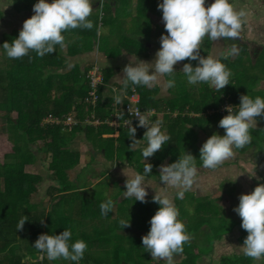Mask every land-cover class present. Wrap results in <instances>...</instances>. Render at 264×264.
I'll list each match as a JSON object with an SVG mask.
<instances>
[{"label":"trees","instance_id":"obj_1","mask_svg":"<svg viewBox=\"0 0 264 264\" xmlns=\"http://www.w3.org/2000/svg\"><path fill=\"white\" fill-rule=\"evenodd\" d=\"M20 2L21 0L12 2L14 10L17 11ZM50 2L51 0H49ZM21 10L23 9L21 8ZM1 17L2 14L0 13V19ZM115 17L116 15L112 16V18ZM84 31L86 29L78 28L67 31V34L63 33L66 44H74L73 46H67L66 57H74L91 50V47L87 45L88 38L87 41L86 38L84 39ZM18 34V31L2 33L0 35V46L5 42L11 43L13 39L18 37ZM71 35L75 37H71ZM57 47L59 46L57 45ZM1 52L4 53L3 49H0ZM243 53V50L239 51L236 63L241 62ZM58 55L60 53L57 50L52 54H46L42 58L38 57L35 52H30L28 56L21 59H11L10 67L4 69L5 74L2 75L0 72V264H54L57 260L49 261L46 255L41 254L32 246L41 234L59 235L65 229L72 231L70 243L81 239L87 244L84 258L79 264L85 259L89 260L88 264H94L102 259L96 257V261H92L89 258L96 256L92 255L91 250L94 249L97 252V250L100 251L103 248L102 244L105 241V236L102 234L103 230L101 231L102 223L100 228L93 227L91 233L87 232L81 235L78 232L79 220L78 222L75 221L81 214L89 215L93 213L94 209H97L103 202L101 196L87 197L85 194L87 189L83 184L80 185L82 190L75 192L77 182L69 181L68 172L74 171L79 166V153L68 148L77 132H84L86 142L91 143L92 147L96 144L97 151L92 147L89 150L92 159L94 157L93 152H95L101 154L106 162L121 164L126 160L129 166L143 174L141 172L143 162H140V159H137L134 162L135 164L132 165L128 161L129 158L127 159L121 154L122 151H129L134 157V153L141 150V143L144 142L142 141L135 151H130L128 147L132 141L129 138L128 130L118 129L115 131L105 124H100L98 126H86L85 128L77 126L72 128L71 132L65 133L62 132L61 125L42 124L46 118L61 119L69 114L82 121L85 116L90 117L91 113H94L95 118L104 121L109 117L110 105L114 101L112 97L104 95L103 87L110 81L111 72L103 70L104 85L98 89L100 101L97 102L94 108L83 103L89 91L86 74L91 67L80 71L78 66H74L65 75H60L59 73L65 67V63H62ZM5 58L8 60L7 57ZM224 62L228 65V60L224 59ZM46 70L48 75L45 74L44 76ZM48 70L54 71L53 75ZM244 81V74L239 75L233 78L230 85H227L221 91L209 90L207 84L202 83L207 93L203 91L200 99H192L191 101L188 93L183 91V93L179 92L178 95L181 96L179 100H184V104L176 106L171 102L165 103L163 112H169V115L166 113L168 116L164 118V120L167 119L166 122L169 121L166 128L168 129L167 134L173 135L170 141L176 142L177 146L171 148L169 141L168 146L165 144L161 151L155 153L153 157L147 158L145 163H151L152 165V172L147 177L153 176V163H159L157 161L159 157L164 159L165 154L169 155L173 158L169 164L178 160L179 155L177 154L182 150L180 135L186 133V137L188 132L184 129L185 124L202 126L221 119L222 117L218 115L206 116L205 112L216 110L225 99H228L232 105L239 106L240 96L242 95H249L252 98L260 96L253 91L255 78L250 84H246ZM118 87H121V85ZM132 90L139 96V107L144 110H153L156 107L154 94L151 96V92L156 93L155 90L142 86H130L124 93L129 96ZM211 95L213 96L211 97ZM260 97L264 98V96ZM121 103H126V100H121ZM185 106H188L191 111L189 113L197 114L198 117L181 120V117L177 116L178 113L177 117H171L174 108H178V112L183 114ZM155 119L154 116L153 120ZM144 133L145 131L136 129L135 139L142 140ZM96 138H98L97 141ZM28 145L33 147L34 150L29 149ZM194 151L199 152L198 150ZM197 155L199 157V153ZM47 158H49V162L41 167V163L46 162ZM27 164H34L38 168L36 169L37 173H25L24 167ZM42 174L47 175V181L57 185L50 186L45 200L43 199L40 201L41 203H38L35 197L43 180ZM82 175L83 171L76 174L75 179H80ZM93 180L95 181L96 178ZM54 191L57 193L56 195H54ZM106 200L108 199L105 198L104 202ZM111 200L115 203L118 198L115 197ZM124 200L125 198L121 203ZM47 201L50 204L49 208L42 209L43 211L39 212L38 209L44 207ZM58 204H62L64 208L57 212L56 206ZM124 204H127V202H124ZM22 217H25L27 221L23 229L17 231V223ZM195 218L198 221L197 224L188 226L186 223L188 236L203 224L207 222L211 224L209 219L203 220L198 216H195ZM130 227H121L117 232L122 231L124 233ZM220 228L222 230L227 229L224 220H221ZM213 233L214 239L211 241L219 239L222 234L219 231H213ZM121 235L123 236V234ZM20 236L24 238L21 240ZM18 240L24 243L18 244ZM137 246L138 251L139 249L144 251L142 241L137 240ZM191 249V245L184 244L183 253L186 255V260L183 264H196L199 259L200 254L190 251ZM38 256H41L39 261L37 260ZM149 256L150 253L144 252L138 258L136 264H150ZM60 260L59 264H73V262ZM251 262L252 259L246 256L233 259L225 257L221 259L219 264H250ZM122 264L129 263L125 261Z\"/></svg>","mask_w":264,"mask_h":264},{"label":"clouds","instance_id":"obj_2","mask_svg":"<svg viewBox=\"0 0 264 264\" xmlns=\"http://www.w3.org/2000/svg\"><path fill=\"white\" fill-rule=\"evenodd\" d=\"M93 2L94 0H51L49 3L47 0H38L33 5L34 14L23 22L18 37L11 43L5 42L0 49H3L9 59H21L30 52H35L42 58L54 53L57 45L63 49L66 47L63 33L78 28L93 29V22L89 19L93 13ZM205 4L206 0H162V3H158L157 9L162 11L166 34L160 37V49L155 53L154 61L143 62L136 56H131L129 63L122 69L123 78L116 80L121 85L120 89H113L112 92L122 93L130 86L149 89L159 86L163 91L173 89L176 86L174 74L177 72L174 66L185 60L189 63H184L179 72L184 74L187 84L203 83L217 91L230 85L232 73L218 56L226 59L238 55L236 44L233 43L227 53L220 51L206 57L200 55V50L205 39L219 42L239 38L246 13L236 10L230 0H213L207 7ZM102 34L103 30L98 27L96 35ZM192 61L197 62L196 66H193ZM112 98L116 104H121L120 94H114ZM225 111L228 114L218 122L224 135L213 134L199 149L198 160L205 169L215 171L234 155V150L251 144L250 130L256 127V118H264V98L242 95L238 107L227 106ZM150 115V110L143 113L138 110L134 113L138 120L137 127L146 129L142 140L135 139L136 127L131 126L130 120L126 121L132 141L129 150L135 151L142 141L146 142L141 149L144 161L161 151L171 140L166 129L162 128L163 121L157 119L153 122L149 119ZM77 126L84 128L89 125L79 123L74 127ZM196 161V158L184 151L176 162L161 165L159 189H176V198L183 199L185 193L198 183ZM151 172L152 165L146 162L143 174L134 173L132 178L124 174L127 180L122 197L147 203L146 189L152 187L154 190L157 187L145 180ZM161 184L164 186L161 187ZM154 192L152 202L157 203L159 208L149 221L150 230L141 238L143 249L151 254L157 264L161 261L163 264H176L175 257L183 252L189 236L185 224L178 219L179 210L173 199L163 191ZM113 204L111 199L101 203V215L107 216ZM233 211L241 218L242 229L248 233L243 246L239 248L246 257L253 260L264 258V183H259L250 194L240 195L239 204ZM26 221L25 217L19 220L17 231L23 229ZM120 226L130 227V220L122 219ZM71 240L72 231L65 229L59 235L41 234L32 247L46 255L49 261L63 259L79 264L84 258L87 244L81 239L70 243Z\"/></svg>","mask_w":264,"mask_h":264},{"label":"crops","instance_id":"obj_3","mask_svg":"<svg viewBox=\"0 0 264 264\" xmlns=\"http://www.w3.org/2000/svg\"><path fill=\"white\" fill-rule=\"evenodd\" d=\"M10 1L13 2L14 0ZM104 1L108 0H94L92 8L95 9L101 7V3ZM138 2L139 0H136L134 6L138 5ZM151 2L152 1L150 0L146 1V3L142 7L140 6V9H137L138 11H132L133 14H130L132 17H134V22L137 17H140V19L138 18V20L140 21L146 14V18L144 21L145 27L142 28L145 31V34H147V38L145 36L135 38V35L134 38L126 37L128 41H122H124L126 44H129L130 46L118 47L121 52L118 53L115 58H106L104 52L96 50V46L95 48L91 47V50L89 52H84L74 57H67L69 59H67V63L68 61L69 63L64 67V69H62V71L67 72L73 66H78L80 68V71H84V69L87 67L92 68L93 66L99 67L102 70H108L111 72V77L110 81H108L107 84H105L103 87L104 95L113 97L114 94H120L121 100H123L126 96L124 91L122 93L112 92L113 89H120V87H118L120 86V84L116 82V80L123 78L122 69L129 63L131 56H136L138 60L143 62H153L155 59V53L160 49V37L162 34H166L164 29V23L162 22V11H159L157 9L158 3H153L152 7ZM212 2L213 0H206L205 7H207ZM230 3L233 4L236 10H242L246 13L245 17L243 18L244 23L240 33V37L234 41L221 40L219 42H212L210 40L205 39V41L202 43L200 55L206 57L207 55L218 54L220 51H224L225 53H227L233 43H235L239 51H244L240 63H236L238 55L226 58V60H228V65L224 62L225 58L218 56V58H221V61L227 66L228 69H230L232 73L230 81L236 76L244 74V82L246 84H250L251 82L249 80V77L252 76L256 79L253 91H255L257 95L264 96V66L259 63L261 57L264 58V0H230ZM111 5L113 6L114 4ZM146 7H148L147 11L145 9ZM114 9H112L113 14ZM13 11L14 13L16 12L21 14L16 10ZM24 13H26V16H30V18L33 15L31 9L30 12L24 11ZM138 23L139 22H137V24ZM152 29L155 35L149 36L150 33H146V31L152 32ZM13 31L17 30L14 29ZM141 42L145 44L144 48L146 52H142L141 54H135L131 52L133 50H137L138 47L135 45L140 44ZM184 63H189V61L185 60L178 62L177 65L174 66V70L177 71L174 75L182 73L179 71H182V66ZM191 63L193 64V66H196L197 64L196 61H192ZM245 74H247L248 76ZM177 77L178 75L174 76V78ZM184 80L186 81V78H184L180 82L177 81L176 86L173 89H169L167 91H163L159 86L151 88L155 90L154 92H156L153 93V98L156 103V107L153 109L154 111H156L155 120H162L164 123V129L167 128V125L169 123V121L166 122L167 119L164 120V118L169 115L168 111L166 112L168 115L163 112L165 103L171 102L176 106L184 104V100H179L181 96L178 95L179 92L183 93V91H186L188 93L191 101L192 99H200L203 94V91L207 93L202 83L199 85H189ZM232 83H234V81H232ZM178 86H180V89L176 91V88ZM182 87L184 89H182ZM207 88L209 90H216L214 87L208 86ZM212 96L213 95H211V97ZM174 109V111H170L171 117H175L177 113V116H180L181 120L188 118L194 119L198 117L197 114L189 113L191 111L189 110L188 106H185L183 108L185 110L183 114L178 112V108ZM208 111L209 110H207L205 113H207ZM205 115L209 116L207 114ZM256 120V127L250 130L252 135L251 144L245 146L244 148L247 147L246 149L242 148L234 150V155L230 159L224 161L223 164L215 171L203 168L201 166V162L198 160V155L194 156V158L197 159L196 165L198 168V183L196 185H193V187L188 190L184 196H187L186 194H190L192 196V199L195 201H204L209 198L210 202L218 201V206L220 207L219 211H216V209L211 208L213 207L211 206V204L215 202L207 203V205L205 203L203 204L204 206L201 204L196 206L194 205L195 207H193V204H190V206H192V209L191 207H189V209L193 211L191 214L192 216L195 217L198 216V214L204 215V213H206V215L210 217L209 221H211V224L207 222L206 224H203L198 230H196L195 233H198L196 236L195 234H191L189 236V240L186 242L187 244L192 246V249L190 251L195 253L198 252V255L200 254V257L197 260L196 264H219L221 259L225 257L233 259L245 256L243 254V251L239 247L243 246V242L246 239L248 233L246 232V230L242 229V220L238 216V214L233 211V209L238 206L240 195L250 194L255 189V187L258 186L259 183H264V118L257 117ZM219 121L220 119H217L215 120V122H210L202 126H190L188 124H185L184 129L188 131V134L186 137V133L184 135H180L182 145H184L185 150L188 151L193 149L199 151L203 143L206 142V140L210 138L213 134H219L221 136L224 135V130L218 127ZM166 132H168V129H166ZM170 137L172 138L173 135H170ZM75 139H73V141ZM73 141L71 142V144L73 143ZM169 145L171 148H174L175 146H177V143L174 141H170ZM193 145L195 146V148H193ZM73 146L71 151H75L80 154L79 166L74 171L68 172L69 180L73 179L71 175L73 177L76 176V174H79L81 172L80 170L89 163L91 165L90 167L92 168V178H98L99 176V180L94 181L92 179V181H89L92 185L86 188L87 190L85 191V194L87 197L93 196L94 193H98L100 194L98 196L105 195L106 198L109 199L111 190L114 189L109 188V192L107 191V188L110 187L109 180L111 179H113L112 182H114L113 184H111V187H115L117 189V187H119L117 185L122 184L124 191H126L125 183L127 177L132 178L133 174L136 173L131 166H128L126 160L123 161V163L121 164L106 162L101 154L95 152H93L94 157L92 159L89 149L86 152L84 151L86 150L85 142L81 143L79 146H76L74 144ZM181 151H179L180 153L177 154L179 155L178 158L180 157ZM172 159L173 158L169 157V155L167 154H165L164 159L159 157L157 160L159 163H153V181L146 179L145 180L148 184L156 185L157 187L154 188V190L163 191L166 195L169 196V198L173 199V202L175 203V200L177 199L176 189L167 187L166 189L162 190L158 187L160 183V166L168 165ZM100 167H102V169ZM36 169L38 168L34 166L33 173H37ZM254 173L255 176H252L254 175ZM107 176L109 180L105 181ZM42 177V186L38 190L37 194V196H39V200H36L38 203H41L40 201H42L43 199L45 200L46 195L49 191V187L52 186V184L45 186L43 198L41 199L44 184L43 182L47 181V175L42 174ZM150 179L152 178L150 177ZM95 186L97 187L96 189H94ZM160 186L163 187L164 185L161 184ZM100 190H104V192L102 193ZM146 190L148 192V196L155 195V192L152 187H149ZM221 190H228V197L230 196L228 200L226 198L223 199L225 201L221 202L220 198H218L219 194H221ZM56 194L57 193L54 191V195ZM122 195L121 191L115 192L111 195L112 197L110 199L117 197L119 198L118 202L121 203L124 199ZM46 205L45 207L48 209L50 204ZM180 206H182V208L184 209L185 204L180 203ZM157 210V207H153V212ZM201 219L208 220L209 218L201 217ZM221 220H224L227 224L229 222L231 223V226L228 227L229 230H222L221 228H219V226L221 225L219 224ZM130 228L128 231L122 233L125 234L123 236L132 237L140 241L141 238L147 235L149 231V229L137 231V229H134V227L131 229ZM213 231H219V233H222L220 238L215 241H211L214 239ZM203 248H210V250L208 253H204ZM144 252L145 251L143 250L140 252V257ZM149 257L150 264H157V261L153 260L151 254ZM185 260L186 255L183 252L175 257L176 264H183ZM160 264H163V262L161 261ZM250 264H263V258L259 260L252 259V262Z\"/></svg>","mask_w":264,"mask_h":264},{"label":"rangeland","instance_id":"obj_4","mask_svg":"<svg viewBox=\"0 0 264 264\" xmlns=\"http://www.w3.org/2000/svg\"><path fill=\"white\" fill-rule=\"evenodd\" d=\"M135 1L136 0H113V1L108 0V1L102 2L101 7L93 9V13L89 17V19L93 22L94 27L91 30L84 31L85 32L84 39L86 38L85 40L87 41V38H88V44L84 40L85 44H87L89 47H92V48H95V46H96V50L104 52V55L106 58H110V57L115 58L116 55L121 52L118 47L130 46L129 44H126L124 41H122V40L128 41V39H126V37L134 38V35L136 36L135 38H137V37L140 38L141 36L146 37L147 34H145V31L143 30V28L145 27L144 21L146 18V14L140 21L138 20V18L140 19V17H137L135 22H134V17H132L130 14H133L132 11H138L137 9H140V6L142 7L146 3V1H148V0H145V1L139 0V2L137 3L138 5L134 6ZM150 1H152L151 2L152 7H153V3H162V0H150ZM37 2H38V0H21V2L18 4L19 7L17 9V12L21 13V14H19L16 12L14 13V11H13L14 9L11 6L12 1L0 0V13L2 14V17L0 19V35L2 33H10L14 29H16L18 32L20 30H22L23 22L27 18L28 19L30 18V16H26V13H24V11L30 12V9L32 10L33 5ZM47 2H49V1L47 0ZM111 4H114V5L112 6ZM21 8L23 10H21ZM112 9H114V14L112 13ZM145 9L147 11L148 7H146ZM22 13H24V14H22ZM115 15H116V17L112 18V16L114 17ZM137 22H139V23L137 24ZM98 27L103 30V34L100 36L96 35V30ZM141 30H143L144 32ZM146 33H150L149 36L155 35L153 32V29H152V32L146 31ZM65 34H67V33H65ZM72 36L75 37L74 35H71V37ZM0 44H1V36H0ZM73 45H74L73 43H69V44H66V47H64L63 49H61L60 47H57L55 49V50H57L58 53H60V55H58V57L61 59L63 64L65 63V66L68 65V63H69V61L67 63L68 58L65 55L67 53V46H73ZM135 46H137L138 49L133 50L131 52H133L135 54H141L142 52L143 53L146 52V50L144 48L145 44L143 42H141L140 44H136ZM135 46H133V47H135ZM65 49H66V51H65ZM5 57L6 56L4 55V53L1 52L0 53V72L2 75L5 74L4 69H8V67H10V64H11V59L8 58V60H6ZM259 63L262 64V66H264V58L261 57V60ZM11 69H12V67H11ZM71 69H69V71ZM100 70H101L100 72L103 74L104 69L103 70L100 69ZM48 71L50 74L53 75L54 71H52V70H48ZM65 73H67V72L60 71L59 74L65 75ZM45 74H47V70L44 71V76H45ZM247 74H249V73H247ZM247 74H245V75H247ZM177 75H178V77L175 78L176 83H177V81L180 82L185 78L182 73L177 74ZM177 75H174V76H177ZM253 78L254 77H252V76L249 77L250 82H252ZM179 89H180V86H178L176 88V91ZM182 89H184V88L182 87ZM152 94L153 93L151 92V96H152ZM155 114H156V111H155ZM93 116H94V113H91L90 117H93ZM0 126H1V119H0ZM85 127L86 126H84V128ZM75 138H74L75 139L74 141L72 140L73 143L71 144V142H72L71 141L70 144L68 145V148L70 150L72 149L73 144L76 146H79L83 142H85V149H86V150H84L85 152L88 151V149L90 150V148L92 147L91 143L86 142V140H85L86 136H85L84 132H82V131L77 132L75 135ZM95 140L97 141L98 138H96ZM144 146L145 145L143 142L141 145V149ZM28 148L33 149V147H31L30 145H28ZM193 148H195L194 145H193ZM92 149L96 150V144L94 145V147H92ZM121 149L123 150V148H121ZM182 150L183 151L180 150L181 151L180 156H182L184 154V151L188 154H191L193 157L198 154V153L194 152L193 149L188 150V151L185 150L184 145H182ZM140 151L138 153H134V157H132V153H130L129 151H124V152L122 151L121 154L123 156H125L127 159L129 158L128 161H130L129 163L132 165L135 164L134 162L137 161V159H140V162L141 161L143 162L142 171H141L143 173L145 161L142 158ZM163 154H165V153H163ZM47 162H49V158L46 159V162L43 161L41 163V167L45 166L47 164ZM34 166H35L34 164L33 165L27 164L24 167V172H26L27 174L33 173ZM90 166L91 165L89 163L82 170H80L81 172L83 171V175L78 180L75 179V176L73 177L71 175V177L73 179H71L69 181H71L73 183L77 182V185H76L75 190H74L75 192H79L82 190V189H80L81 184L86 186V188L92 185L89 181H92V179H94V178H92V168ZM100 168L102 169V167H100ZM133 170L136 173H139V171H137L135 169H133ZM95 178H96V180H99V177L98 178L95 177ZM151 178L152 179L148 178L147 176L145 177L146 180H152L153 181V176ZM108 180H109V178L106 177L105 181H108ZM109 181H110V187L107 188V191L109 192V188H114L113 190H111L109 199L112 197L111 195L115 192L121 191V195H122L124 192V188H123L122 184L117 185L119 187H117V189H116L115 187H111V184L114 183V182H112L113 179H111ZM43 183L44 184H43V191L41 194V199L43 198V192H44L45 186L50 185V184L57 185V184L49 182V181H44ZM41 186H42V183H40L39 189ZM96 188L97 187L95 186L94 189H96ZM84 190H86V189H84ZM100 191L102 193L104 192V190H100ZM98 195H100V194L94 193V197L98 196ZM186 195L189 198L187 196H184L183 199H176L175 205L179 210L178 219H180L184 224L187 223L188 226L190 224L195 225L198 223L197 219L191 215L193 211H191L189 209V207H191V209H192V206H190V204H193V207H195L196 205H199V204L203 205L206 203V205H207V203L215 202V203L211 204V206H213L211 208L216 209V211L220 210V207L218 206V203H219L218 201L217 202L216 201L210 202L209 198L207 200H204V201H202V200L195 201L192 199V196L190 194H186ZM228 195H229L228 190H221V194H219L218 198H220L221 202H223V201H225L223 199H226V198H227V200L229 199L230 196L228 197ZM152 197H153V195L146 197V200L148 201L147 203H141L139 201H135L133 198L125 199L124 202H127V204H124V205H123L124 202L119 203L118 200H116V202L113 204L112 210L109 212V214L107 216H102L101 211H100V207H98L97 209H94L93 213H91V214L87 213L89 215L81 214L75 220L77 222H78V220H80V222L78 224V232L81 235L84 233H87V232L91 233L92 232L91 229L93 227L100 228V224L102 223L101 231L103 230L102 234L105 236V241H103V244H102L103 248H101L100 251L97 250V252L94 249L91 250L92 255L93 256L96 255V256L93 258L92 257H89V258L92 261H96L95 260L96 257H100L103 260L101 259V260L95 262L94 264H122L125 261H126V263H129V264H136V262L138 261V258H140V252L142 251L140 249L138 251L137 240L135 238H132V237H124L121 235L123 233L121 230H119L121 232H117V231H118V229H121L120 221L122 219L123 220H130L131 227L134 226V229H137V231H143L145 229L150 230L149 221L154 216V214L156 212V211L153 212V207H157V209L159 208V205L157 203L152 202ZM105 198H106L105 195H101V199L103 200V202H104ZM35 200H39V196H36ZM177 201L180 202L181 204H185L184 209L182 208V206L179 205V203ZM46 204L49 205V202L47 201ZM46 207H47V205H46ZM46 207L44 206L42 208H39L38 211L41 212V211L45 210ZM63 208L64 207L62 204H58L56 206V211L58 212ZM150 211H151V213H149ZM198 216L203 217V218L207 217L210 220V217L208 215H206V213H204V215L198 214ZM219 224H221V222ZM187 225H185L186 229L188 227ZM225 225L227 227V230H229L228 227L231 226V223L230 222L228 224L225 223ZM220 226H219V228H220ZM192 228H193V226H192ZM195 232L196 231H193L192 234H195V236H196L198 233H195ZM123 235H125V234H123ZM19 238L22 240L24 237L20 236ZM17 243L21 244L24 242H22V241L19 242V240H18ZM213 247H214V244H213ZM209 250H210V248H208V249L203 248L204 253H208ZM40 259H41V256H38L37 260L39 261ZM59 261H61V260L60 259L57 260L56 262H54V264H57V263L59 264ZM88 262H89V260L85 259L84 261H82L81 264H88Z\"/></svg>","mask_w":264,"mask_h":264},{"label":"built area","instance_id":"obj_5","mask_svg":"<svg viewBox=\"0 0 264 264\" xmlns=\"http://www.w3.org/2000/svg\"><path fill=\"white\" fill-rule=\"evenodd\" d=\"M100 71L101 70L99 67L93 66L86 74V79L88 80L89 85V91L87 93V96L84 98L83 103L90 105V107L93 108L96 107L97 102L100 101L98 89L103 83V76ZM125 100L126 103L124 104H116L113 101V103L110 105V115L104 121L97 119L94 116H86L82 120V122H79L73 115L69 114L61 119L46 118L42 124L61 125L62 132L71 131L72 127L76 126L79 123L90 126H98L100 124H105L113 130H128L126 121L130 120L132 127H136V129L146 131V129L142 127H137L138 120L134 117V113L138 110L141 111V113L147 112L149 110H144L139 107V96L134 90L131 91V94L129 96H125ZM227 106L238 107V105L234 106L228 101V99H225L224 102L216 110H209L206 114L209 116L218 115L223 118L228 114L225 111V108ZM150 111L151 115L149 116V119L154 122L155 120H153V117L155 116V111Z\"/></svg>","mask_w":264,"mask_h":264}]
</instances>
